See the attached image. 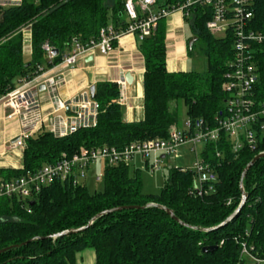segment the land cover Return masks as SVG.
I'll return each instance as SVG.
<instances>
[{
  "label": "trees",
  "instance_id": "trees-1",
  "mask_svg": "<svg viewBox=\"0 0 264 264\" xmlns=\"http://www.w3.org/2000/svg\"><path fill=\"white\" fill-rule=\"evenodd\" d=\"M126 0H22L20 6L0 7V98L14 90L22 79H32L58 65L76 42L96 39L100 30L112 25L126 29ZM186 0H158L161 7H173ZM250 27L264 30V0H253ZM193 36L202 42L207 59L203 72L169 71L167 67V19L159 20L151 34L138 40L144 57V118L124 119L118 102L117 82L95 84L99 102L98 124L80 128L63 137L43 130L26 140L21 168L1 167L2 180L34 172L57 162L63 153L73 155L82 147L103 145L122 148L137 141L166 138L178 125V102L187 106L192 130L200 121L211 128L225 113L228 96L223 88L225 75L235 56L231 33L217 37L207 28L212 18L208 6H193L184 17ZM32 36L33 50L24 54V33ZM57 50L49 60L43 45ZM196 42L188 51L194 50ZM116 45V42H115ZM258 81L255 98L264 102V44H257ZM264 151V140L256 150L244 146L234 151L230 137L220 133L216 141L205 143L202 154L213 168L214 189L204 196L191 193L193 174L182 167H170L169 177L157 194L142 190L138 172L127 164L107 166L103 190L90 191L85 183L56 180L45 185L33 200L0 198V264H76V253L91 247L96 264H245L242 242L264 261V157L243 172L251 160ZM243 189L247 199L239 215L222 228L241 204ZM150 202L172 209L185 224L165 210L122 209L102 215L85 231L55 238L68 229L85 226L98 213L118 206L146 205ZM230 202V203H229ZM210 230L206 231L204 229ZM17 245V246H16ZM217 246L214 252L204 247Z\"/></svg>",
  "mask_w": 264,
  "mask_h": 264
},
{
  "label": "built area",
  "instance_id": "built-area-1",
  "mask_svg": "<svg viewBox=\"0 0 264 264\" xmlns=\"http://www.w3.org/2000/svg\"><path fill=\"white\" fill-rule=\"evenodd\" d=\"M253 0H186L173 7H161L158 0H126L125 12L128 17L126 29L117 31L112 25L100 30L96 39L88 43L76 42L70 52L63 56L56 65L62 67L56 75H47L41 66L40 74L32 79H22L20 85L0 98V102L8 105L12 112L8 115L19 120L20 132L14 147L24 149L26 140L40 131L48 130L57 137H63L80 128H92L98 124L99 102L91 94L90 88L81 90L70 98H63L59 93L60 86L65 83L64 70L76 64L89 54L100 53L112 56L116 50L115 42L122 36L131 34L139 40L149 36L159 20L170 18L179 12L183 17L191 15L193 6H208L212 9V18L207 22L209 32L216 36L218 33H231L234 38L235 56L231 60L229 70L223 84L228 96L225 100V113L217 118L213 128L204 125L203 121L192 130L189 119L183 130L173 126L166 138H155L133 141L122 148L103 145L99 147H82L73 155L62 154L53 163H47L34 172L0 181V198L9 197L17 200H34L42 188L56 180H72L83 183L90 166L97 161L105 162L107 166L129 165L136 156L146 159L147 167L155 172L160 168L164 158L173 155L179 158L178 149L189 143L196 154L192 168L182 167L191 171L193 184L191 193L204 196L214 189L215 180L213 168L207 162L197 145L201 142L216 141L220 133L225 132L230 137L234 151L248 146L256 150L264 140V102L255 98V84L258 81L256 56L257 44H264V30L250 27L254 13ZM22 0H0V7L20 6ZM24 49L33 50L32 36L27 30L24 33ZM49 60L55 57L54 48L48 42L43 45ZM54 66V67H56ZM121 105L127 103V82L119 79ZM44 84L45 89L40 90ZM47 93L51 108L44 109L42 93ZM203 151V150H202ZM263 152V151H262ZM154 162L151 163V158ZM101 175L96 177L100 181ZM230 203V202H229ZM246 242H242L241 258L251 256L258 264L263 260L255 257Z\"/></svg>",
  "mask_w": 264,
  "mask_h": 264
},
{
  "label": "crops",
  "instance_id": "crops-1",
  "mask_svg": "<svg viewBox=\"0 0 264 264\" xmlns=\"http://www.w3.org/2000/svg\"><path fill=\"white\" fill-rule=\"evenodd\" d=\"M167 23L168 70L189 71L190 64L187 55L189 40L193 34L192 32H185L187 21L179 12L168 18ZM138 40L135 35H124L117 40L116 50L112 56H105L100 53L89 54L65 69L63 71L65 83L59 88L60 95L63 98H70L81 90L91 88L92 85L98 82H118L119 79H124L127 82V103L123 106L124 119L129 122L142 120L144 118L143 82L145 62L138 47ZM24 54L26 57L30 56V50H24ZM61 69L63 68L56 66L47 69L46 72L47 75L58 76ZM19 85L20 82L17 87ZM42 97L44 109L49 110L51 105L45 91L42 93ZM11 112L12 109L8 105L0 102V168H21L23 164V149L13 146L14 139L20 132V124L19 120L8 116ZM91 169L92 165L89 172Z\"/></svg>",
  "mask_w": 264,
  "mask_h": 264
},
{
  "label": "rangeland",
  "instance_id": "rangeland-1",
  "mask_svg": "<svg viewBox=\"0 0 264 264\" xmlns=\"http://www.w3.org/2000/svg\"><path fill=\"white\" fill-rule=\"evenodd\" d=\"M185 32L190 33L191 29L188 24L186 23ZM217 37H226L225 33H218L216 34ZM195 36H191V39ZM196 42V40L194 41ZM194 44V43H193ZM203 44L200 41L196 42L194 50L188 51L187 60L190 64V70L200 71L203 72L207 69V59L202 52ZM178 128L183 130L186 126L189 117L187 114V106L183 101H179L178 104ZM205 146L204 142L198 143L197 149L198 152H202ZM178 153H180L179 158H174L173 155L169 156L168 158H164L161 162V166L155 172L150 171L147 167L146 159H142L139 156L134 158V161L130 163V173L134 175L135 172L140 174L142 179V190L144 193L147 194H157L160 192L161 188L164 186L166 179L169 177V167H188L192 168L196 161V154L192 151V145L189 143L183 144L179 147ZM140 160V161H139ZM154 162V157L151 158V163ZM106 165L105 162L97 161L96 163L92 164L91 171H87V178L82 179L81 181L85 183L90 191L95 190H103L105 185L104 180V171ZM101 175L102 178L100 181L96 180V177ZM245 264H258L251 256L246 255L244 257ZM76 264H96V252L94 248L88 247L76 253ZM259 264H264V261L260 262Z\"/></svg>",
  "mask_w": 264,
  "mask_h": 264
},
{
  "label": "water",
  "instance_id": "water-1",
  "mask_svg": "<svg viewBox=\"0 0 264 264\" xmlns=\"http://www.w3.org/2000/svg\"><path fill=\"white\" fill-rule=\"evenodd\" d=\"M197 39V36L193 37L192 39L189 40V48H192V45L194 43V41ZM55 55L57 54V50H54L53 52ZM45 89V85L42 84L40 86V90H44ZM91 94L92 96L94 97V93H95V85H92L91 88ZM18 139V137H16L14 139V141H16ZM264 157V151L263 152H260L258 153L252 160L251 162L246 166L244 172H243V178L244 176L246 175L247 171L251 168V166L260 158H263ZM241 187H242V190H243V195H242V201H241V204L239 205V207L223 222L221 223L220 225H218L217 227L213 228V229H218V228H222L224 226H226L228 224V222H230L231 220H233L234 218H236L242 207L244 206L245 202H246V199H247V193L244 191L243 189V179L241 181ZM35 202V200H33L31 203L33 204ZM151 206H155V207H159L163 210H165L172 218H174L175 220H177L178 222L182 223V224H185L184 222H182L174 213V211L162 204H158V203H155V202H150L146 205H130V206H118V207H114V208H111V209H107V210H104L100 213H98L96 216H94L88 224H86L85 226H82L80 228H75V229H68V230H64L62 232H59L57 234L54 235L55 238L57 237H61V236H66V235H69V234H74V233H79V232H82V231H85L86 229H88L92 224L93 222L101 217L102 215H105L107 213H110V212H114V211H120L122 209H132V208H147V207H151ZM206 231L210 230V228L208 229H204ZM17 246V245H16ZM12 247H14V245L12 246H9V247H5V248H2L0 249V254L4 253L5 251L11 249ZM217 246H211V247H204V252H214L215 250H217Z\"/></svg>",
  "mask_w": 264,
  "mask_h": 264
}]
</instances>
